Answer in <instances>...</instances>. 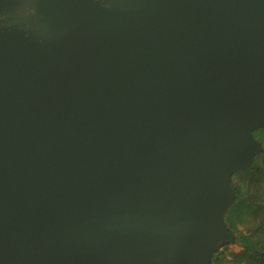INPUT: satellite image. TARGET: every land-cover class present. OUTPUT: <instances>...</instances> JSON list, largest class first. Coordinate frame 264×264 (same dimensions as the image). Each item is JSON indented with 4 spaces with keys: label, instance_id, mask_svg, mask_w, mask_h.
I'll use <instances>...</instances> for the list:
<instances>
[{
    "label": "water",
    "instance_id": "95a60500",
    "mask_svg": "<svg viewBox=\"0 0 264 264\" xmlns=\"http://www.w3.org/2000/svg\"><path fill=\"white\" fill-rule=\"evenodd\" d=\"M264 128V0H0V264H212Z\"/></svg>",
    "mask_w": 264,
    "mask_h": 264
},
{
    "label": "trees",
    "instance_id": "16d2710c",
    "mask_svg": "<svg viewBox=\"0 0 264 264\" xmlns=\"http://www.w3.org/2000/svg\"><path fill=\"white\" fill-rule=\"evenodd\" d=\"M253 136L262 152L246 171L231 176L235 200L225 214L238 249L226 254L223 247L212 264H264V128L253 131Z\"/></svg>",
    "mask_w": 264,
    "mask_h": 264
},
{
    "label": "rangeland",
    "instance_id": "374dc122",
    "mask_svg": "<svg viewBox=\"0 0 264 264\" xmlns=\"http://www.w3.org/2000/svg\"><path fill=\"white\" fill-rule=\"evenodd\" d=\"M225 248V253H231V252H235L238 248H237V244H233V245H229L224 247Z\"/></svg>",
    "mask_w": 264,
    "mask_h": 264
}]
</instances>
